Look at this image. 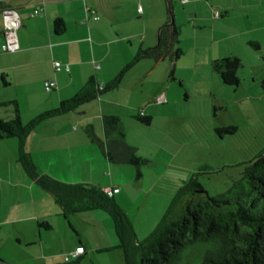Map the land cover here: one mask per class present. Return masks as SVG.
<instances>
[{
    "label": "rangeland",
    "instance_id": "obj_1",
    "mask_svg": "<svg viewBox=\"0 0 264 264\" xmlns=\"http://www.w3.org/2000/svg\"><path fill=\"white\" fill-rule=\"evenodd\" d=\"M102 1L113 5L115 23L123 22L126 33L137 29V20L146 19L148 31H151L149 28L155 25L159 16L163 20L159 27L166 23L168 17L166 0ZM171 1L174 25L179 32V41L174 43V48H180L182 54L177 59L171 54H166L160 61L141 59L125 72L118 89L100 96H108L116 104L109 107L116 108L118 102L141 104L134 115L146 108L151 114V123L144 124L132 115L128 117L124 110L119 111L123 112L119 114H123L121 120L126 142L137 149L139 156L149 161L142 168L145 173L142 179L148 184L159 173L162 172V176L166 174L167 181L156 182L159 198H149V207L143 210L144 214L157 210L158 223L167 211L170 198L194 174L199 173L197 179L209 196L224 194L240 178L244 163L264 151V1L249 10L236 9L226 19L211 15L207 19L195 18L187 8L177 3L178 0ZM139 4L145 8L141 14L137 13ZM195 6L198 8L200 5ZM209 10L211 12V7ZM116 34L110 29V33L101 32L95 37ZM252 43H258L259 47H253ZM137 44L138 40H135L134 49ZM124 46L128 51V41L113 45L116 56L124 54ZM54 52L56 58H60V50ZM230 56H237L242 63L237 71L240 79L237 86L225 84L212 67L214 60ZM78 59L81 60V57ZM54 60L51 56L44 57V67L48 69ZM113 61L114 57L110 58L107 67H113ZM4 74L5 80L12 85L4 88L0 78L1 94L3 90L16 91L25 109L30 108L31 103L44 100L34 76L31 80L19 81L11 71ZM24 82L28 83L27 93L22 89ZM161 87L162 90L158 92ZM154 92L158 93L148 102ZM160 92L163 94L160 95ZM43 93L48 92L43 89ZM159 96H163L165 101L156 102ZM96 100L78 109L88 107ZM8 109L11 110V107H0V113L6 114ZM85 126L84 123L79 128L84 130ZM228 127L234 129L222 132ZM217 129H221V132L218 133ZM6 154L0 151V211L13 210L26 214L32 207L29 190L32 181L19 162ZM131 194L126 204L133 218L134 203H130V200L133 202L136 193L132 191ZM165 197H168V201ZM63 223L51 230L42 228L47 234L49 247L60 248L63 238L65 246L71 243L70 237L73 242L78 240L69 224L64 220ZM157 224L147 229L149 227H144L143 218L140 217L139 225L144 230L140 241L153 232ZM84 230L93 240L99 241L100 237L93 227L84 226ZM11 241H5L7 244L1 250L4 256L18 258L20 264H35L26 250H14L17 243L14 241V245ZM1 260L3 257H0V264ZM80 264L92 263L84 260Z\"/></svg>",
    "mask_w": 264,
    "mask_h": 264
},
{
    "label": "crops",
    "instance_id": "obj_2",
    "mask_svg": "<svg viewBox=\"0 0 264 264\" xmlns=\"http://www.w3.org/2000/svg\"><path fill=\"white\" fill-rule=\"evenodd\" d=\"M263 1L178 0L177 3L181 4L184 9L187 8V11L193 14L195 18L207 19L209 15L216 18L215 14L219 13L217 19H224V17L226 19L236 9L249 10L254 5L263 3ZM197 4L200 5L198 8L195 6ZM1 7L15 10L21 21V25L16 31L19 49L5 54L0 51L1 81L3 83L2 74L7 71L18 76L19 81L31 80V77L34 76L37 87L44 94L43 101L31 103V107L25 109L16 91L3 90L2 94L0 93V103L17 102L23 124L29 123L47 111L56 109L62 101L74 96L89 77L93 76L101 83H108L120 75V85L125 72L140 61H134L139 50L156 45L160 21H163L160 20L159 16L155 25L149 28L151 31H148L146 19L137 20V29L126 33L123 30L125 27L123 22L115 23L113 5L104 4L102 0H6ZM139 7L144 12V6L139 4ZM209 7H211V12ZM41 8L42 10L39 12ZM138 8L137 13L141 14ZM201 10L203 11L201 12ZM168 16H170L169 11ZM57 18L63 21V30L60 32H57L54 26ZM110 29L116 31V36L95 37L101 32L110 33ZM135 40H138V44L137 48L134 49ZM121 41H128L129 49L127 51L124 46V54L119 53L116 56L115 49L112 47ZM3 43V23L0 13V46ZM57 49L60 50V58L55 56L54 50ZM48 56L56 60L47 69L43 63L44 57ZM165 56L166 54L158 61ZM80 57L81 60L78 59ZM113 57V67L110 65L107 67L108 60L113 59ZM56 61L61 62L62 69L60 71H56L54 68ZM96 61L100 63H96ZM47 81H54L56 86L52 91L43 93ZM3 85L5 88L12 84L7 82ZM21 85L23 91L27 93L28 83L24 82ZM161 90L162 87L158 89V92ZM158 92L151 94L148 102L152 101V97ZM159 94L162 95L163 93L160 92ZM110 105L116 106L112 100L108 99V96L99 97L88 107L44 119L30 130L24 139V148L31 155L37 170L56 180L66 183H91L103 189L118 187L119 191L113 194V198L128 215L137 241H140L144 230L140 228L139 218H143L144 227H149L147 229L158 223L157 210L145 214L143 210L149 207V198L153 200L159 198L156 182L161 179L162 172L158 174L159 176L152 177L147 184L145 179H142L145 178V173L142 170L139 181V178L135 177L133 166L108 162L103 157L99 147L91 142L85 132L87 125L93 127L97 138L103 139L101 124L103 115H115L121 118L123 114L119 113L123 112L119 111L124 110L126 115H129L128 117L131 115L135 117L139 112L135 115L134 112L141 104L118 102L116 108L109 107ZM143 112L145 116L151 115L147 108ZM12 116L13 111L9 109L6 110V114L0 113V119H8ZM84 123L86 126L84 130H81L79 127ZM19 145L20 142L17 138L2 139L0 140V151L13 156L18 162ZM28 178L32 181L29 184L32 196L30 198L32 205L30 212L22 214L13 210L0 211V257H3L2 264H20L18 258L9 259L2 254L1 250L4 248V244H7L6 242L11 241V239H13L12 244L15 241L19 245L18 247L14 244V250L20 252L26 250L29 258L35 264H68L74 262L76 259H70L67 262L65 255L79 246H83L85 251L80 255L77 264L84 260L90 261L92 264H126L125 252L118 247L113 222L107 212L103 210L87 211L75 214L66 220L51 195L31 177L28 176ZM132 191L136 193L133 196V202L130 200V203H134L133 218L130 217L131 210L127 208L126 204L130 199L129 197L132 196ZM165 199L168 201V197ZM170 202L171 198L168 203L170 204ZM63 220L76 233L78 240L73 242V238L70 237L71 243L65 246V238H63V245L60 248H51L48 245L47 234L44 233V228L42 229L39 223H48L50 228L45 230H51L56 226H62ZM84 226L93 227L100 237L99 241L93 240L86 234ZM70 236L72 235L70 234ZM63 256L64 260L62 259Z\"/></svg>",
    "mask_w": 264,
    "mask_h": 264
},
{
    "label": "trees",
    "instance_id": "obj_3",
    "mask_svg": "<svg viewBox=\"0 0 264 264\" xmlns=\"http://www.w3.org/2000/svg\"><path fill=\"white\" fill-rule=\"evenodd\" d=\"M54 26L57 32L62 31L63 21L57 18ZM178 33L175 25H170L168 16L166 23L158 28L156 45L139 50L134 61H158L164 54L177 59L182 54L180 48H174V43L179 41ZM251 45L259 47L258 43ZM241 65L237 56L212 62L213 70L223 82L236 86L240 82L237 71ZM4 76L2 74L3 83L7 84ZM120 78L119 75L108 83H101L95 77H89L74 96L27 124L21 122L16 101L0 103L1 107H11L13 111L11 118L0 119V140H19L18 162L28 176L51 195L66 220L87 211L107 212L113 222L118 247L125 252L126 264H264V151L244 163L240 178L224 194L209 196L197 179L199 173L194 174L176 190L155 230L141 241H137L126 212L103 188L91 183L62 182L37 170L24 148V139L30 130L44 119L76 111L81 105L117 89ZM134 118L144 124L151 121L143 111ZM101 124L103 139L95 136L91 125L85 128L88 138L99 147L108 162L131 165L136 177L140 178L142 168L149 161L126 142L121 118L103 115ZM229 129L234 127L224 128L222 132ZM217 130L221 132V129ZM163 179L167 181L166 174L160 180ZM39 226L50 228L46 222ZM79 258L68 264H77Z\"/></svg>",
    "mask_w": 264,
    "mask_h": 264
},
{
    "label": "built area",
    "instance_id": "obj_4",
    "mask_svg": "<svg viewBox=\"0 0 264 264\" xmlns=\"http://www.w3.org/2000/svg\"><path fill=\"white\" fill-rule=\"evenodd\" d=\"M6 2V0H0V13L2 16L3 23V33H4V43L0 46V51L4 53L15 52L19 49L16 31L21 25L19 14L9 8H2L1 6ZM42 10L39 9V12ZM138 11L140 13L143 12L142 8L139 7ZM215 17H219V13L215 14ZM54 68L56 71H60L62 69V65L59 62H54ZM68 69V67H66ZM56 84L54 81H47L45 83V90L47 92L52 91L55 88ZM156 102L161 103L164 102L165 99L163 96H159L155 99ZM104 191L109 195H113L114 193L119 191L118 187L113 188H105ZM85 249L83 246L77 247L74 251L65 255V260L68 262L70 259H76L82 253H84Z\"/></svg>",
    "mask_w": 264,
    "mask_h": 264
},
{
    "label": "water",
    "instance_id": "obj_5",
    "mask_svg": "<svg viewBox=\"0 0 264 264\" xmlns=\"http://www.w3.org/2000/svg\"><path fill=\"white\" fill-rule=\"evenodd\" d=\"M171 2H172L171 0L167 1V7L170 15V25H174V14H173Z\"/></svg>",
    "mask_w": 264,
    "mask_h": 264
}]
</instances>
